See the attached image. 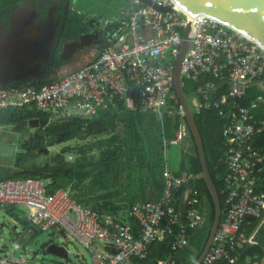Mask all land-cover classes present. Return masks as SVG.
Returning a JSON list of instances; mask_svg holds the SVG:
<instances>
[{
	"label": "built area",
	"instance_id": "built-area-1",
	"mask_svg": "<svg viewBox=\"0 0 264 264\" xmlns=\"http://www.w3.org/2000/svg\"><path fill=\"white\" fill-rule=\"evenodd\" d=\"M152 1L133 0L130 9L121 10L127 30L102 45L94 60L40 82L0 84V110L30 107L50 116L96 117L124 108L157 114L161 123L166 115H180L174 141L187 151L190 128L175 89V62L184 27L192 22L193 42L184 58L183 75L198 78L213 72L221 77L227 69L230 83L229 94L196 105L216 107L227 118L221 221L201 264L235 261L234 253L247 240L241 224L253 216L264 219V144L253 142L264 130V118L254 113L264 104V94L251 106L239 100L249 85L264 82V46L213 16L192 17L175 0ZM214 86V81H208L202 87L206 97ZM163 177L158 200H139L115 210L88 207L70 188L51 190L50 179L43 176L7 178L0 180V206L14 207L19 221L42 230L56 228L76 238L92 252L93 264H132L134 257L148 256L152 242L167 238L172 251L157 264H172L178 250L190 243V230L201 223V193L190 187L181 201L175 195L176 189L199 177L194 171L166 166ZM21 248L15 242L11 251L0 254V264H34L27 255L16 253Z\"/></svg>",
	"mask_w": 264,
	"mask_h": 264
},
{
	"label": "trees",
	"instance_id": "trees-1",
	"mask_svg": "<svg viewBox=\"0 0 264 264\" xmlns=\"http://www.w3.org/2000/svg\"><path fill=\"white\" fill-rule=\"evenodd\" d=\"M23 0H0V19L8 21L11 6L16 5ZM50 0H48L49 2ZM66 1V0H65ZM85 13L74 14L70 8L69 14L66 17V28L75 27L77 30H81L86 27ZM120 27H127V18L122 16L119 21ZM121 32V31H120ZM123 32V31H122ZM208 81H214L215 86L208 90V97L205 96L203 88H206ZM184 89L190 97L197 96L203 103L208 101H214L221 98L223 94L230 93L229 74L225 69L221 77H215L213 72H205L198 78H193L187 75H183ZM259 83H252L248 86L246 94L239 98V100L247 106L252 105V101L259 95L264 93V90L258 85ZM194 106V105H193ZM195 108V106H194ZM19 109H15L8 117L7 121L10 123L18 122L27 118L34 119L36 117H48L49 112L33 108L20 115ZM254 113L258 118H264V105H259L254 108ZM142 113L130 112L127 109L117 110L111 114H100L99 116L87 118L85 120L81 118H65L57 119L44 128L43 133L37 136V141L34 139L26 140L23 144L24 148L29 150L41 147L47 139L49 144L59 143L62 137L73 138L79 131H84L87 135L100 134L105 130H114L112 136H104L100 140V144L103 149L99 152L96 162L79 161L73 163L71 167H65L59 164H47L42 170L31 168H13L0 164V180L7 178H20L27 176H43L50 179L49 188L54 190L58 187H69L73 185L77 187L80 182L85 180L89 176L90 172L88 166L94 163L97 168L92 176L95 184L99 189H105L109 185H113L116 180H119L120 175V160H123L124 154H127L128 166L131 165L132 160L137 161V164L144 168L145 159L150 161L148 167L154 165L158 169V161L156 160V151L153 150V146L149 142V135L152 125H142L141 118ZM79 117V116H77ZM195 117L198 122L202 137L204 139L205 151L207 156V162L212 174L213 180L220 193L222 199V205L224 204V192L225 181L224 176L227 171V164L223 158L226 150V137L224 134V126L227 118L220 114L219 109L216 107L202 106L195 108ZM182 117L179 115H166L164 118V124L161 126L162 134L167 138L173 139L176 135V130L179 127ZM185 119V116H184ZM123 126V133L120 131ZM191 145L187 151L184 152L182 158V169L194 171L200 174L202 170L201 159L198 154V148L195 143L194 137L190 131ZM121 144L118 145L117 142ZM254 143L264 144V130L258 132L255 135ZM125 147L124 150L122 147ZM153 154V156H151ZM138 155L139 160L138 161ZM25 157L24 152L18 153L16 165L19 167L22 165V160ZM143 157V158H141ZM155 158V160H154ZM150 175H153L151 168L149 169ZM156 172V171H155ZM158 175L162 176L159 173ZM76 181V182H74ZM195 187L200 190L201 193V213L206 211V219L199 224L196 228L190 230V243L178 250L174 255L172 264H192L203 251L211 226L215 217V203L211 192L205 182V180L199 176L191 184H184L175 191V195L183 199L187 188ZM118 190V188H116ZM114 190V191H116ZM104 191V190H103ZM109 193H113L110 190ZM100 194L99 196H101ZM127 204L116 203L112 200L106 199L100 204L101 208L118 209L127 207ZM8 210L17 215V210L14 207L8 208ZM29 227L30 223H25ZM241 230L246 234L247 240L243 245L238 248L234 253L235 261L228 259H222L215 264H246L248 255L253 256V262L260 260L264 254V219L263 217L253 216L250 221L247 219L241 224ZM170 238L163 241L156 240L150 245V252L146 258L134 257L132 264H157L159 259L167 257L172 249L170 245ZM259 256L256 258L255 255Z\"/></svg>",
	"mask_w": 264,
	"mask_h": 264
},
{
	"label": "rangeland",
	"instance_id": "rangeland-1",
	"mask_svg": "<svg viewBox=\"0 0 264 264\" xmlns=\"http://www.w3.org/2000/svg\"><path fill=\"white\" fill-rule=\"evenodd\" d=\"M54 1V0H50ZM133 0H73L72 4L80 11L86 14L95 12L97 17L101 19V27L106 25L108 20L122 16L121 10L130 9ZM112 22V21H110ZM109 22V23H110ZM112 38H110L111 40ZM109 40V41H110ZM30 107L19 109L20 115L30 111ZM14 110H6L0 112V120L4 119L8 113L11 114ZM116 111H106L104 113L111 114ZM153 115L151 113H143L142 116ZM79 116V117H77ZM157 120H159L158 116ZM67 117L48 116L36 117L34 119L27 118L18 122L4 124L0 123V164L13 168H31L42 170L47 164H59L65 167H71L73 163L79 161L96 162L99 152L103 149L100 140L104 136H112L114 130H105L100 134L87 135L84 131H79L73 138L62 137L59 143L49 144L45 139L44 144L36 149L29 150L24 148L23 144L26 140L35 138L43 133L45 127L57 119H65ZM71 118H87L85 115H73ZM158 122V121H157ZM153 124V125H152ZM152 128L149 135V142L157 151L156 160L162 166L168 165L172 170H179L182 167L183 147L175 141L164 142V135L161 127L152 121ZM123 133V126H120ZM121 144L120 141L117 142ZM124 150L126 148L122 147ZM24 152L25 157L22 160V165L17 166L16 160L18 153ZM138 155V161L139 160ZM153 156V154H151ZM124 159L120 160V169L123 170L127 165V154L123 155ZM143 158V157H141ZM145 168H149L150 161L145 159ZM97 166L92 163L88 166L90 172L85 180L80 182V185L74 187L69 186L73 195L79 202L89 207L100 206L106 199L116 203L123 200L122 193H109L118 188V180L115 184L107 186L105 189H99L93 179ZM76 182V181H74ZM104 190V191H103ZM121 191V188H120ZM102 194L101 196H99ZM121 203V202H120ZM206 211L201 215V223L206 219ZM200 223V224H201ZM19 242L22 246L17 250L18 255H27L30 261L34 264H93L92 252L76 238H68L63 232L56 228L42 230L35 224L29 227L24 222L19 221L17 217L9 210L0 206V254H4L6 250L11 251L15 242ZM51 242L67 247L70 252L69 256H63L56 252L49 251L48 246ZM3 249V250H2ZM37 253L35 254V251Z\"/></svg>",
	"mask_w": 264,
	"mask_h": 264
},
{
	"label": "crops",
	"instance_id": "crops-1",
	"mask_svg": "<svg viewBox=\"0 0 264 264\" xmlns=\"http://www.w3.org/2000/svg\"><path fill=\"white\" fill-rule=\"evenodd\" d=\"M56 1L58 0L49 2L48 0H23L11 6L8 21L0 19V84H15L28 81L40 82L52 76L62 75L78 68L85 62L94 60L100 53L102 45L109 42L110 38L114 40L127 30V27L119 28V21L123 14L107 21L106 25L101 27V23L97 22L98 17L95 12L86 13V27L81 30H77L75 27H68L65 30V24L62 25L64 14L62 15L61 12L56 10L51 13L48 12V4ZM13 12L15 13V20L14 23H11L10 17ZM73 13L79 14L84 13V11L82 12L74 7ZM88 16L90 19L87 21ZM258 85L264 90V82ZM199 101V98L195 96L191 102L197 108L196 105ZM15 109L23 108L4 109L0 110V112L4 113L6 110ZM151 114L153 115L142 116V125L147 126L154 121L157 124L159 122L163 126L164 122L161 123L159 116L154 113ZM9 115L10 113L0 120L1 126L10 124L7 121ZM156 116H158L159 120H157ZM165 139L168 140L166 136H164V142ZM174 139L175 137L170 139V141H174ZM153 150L156 151L154 148ZM184 152L185 150L183 149V154ZM130 164L128 166L127 163L126 168L120 171L117 182L118 190L113 191V193H122L124 196L123 200L118 203L121 202V204L130 206L131 203L139 200H158L163 194V171L168 165L162 166L157 163L158 169L151 165L150 168L153 171V175H150V168L147 169L144 166L141 169L135 160H132ZM179 170L186 169L181 167ZM161 171L162 176L158 175L159 173L161 174ZM188 190L189 188H187L185 194ZM91 208H100V206ZM131 224L136 227L134 221Z\"/></svg>",
	"mask_w": 264,
	"mask_h": 264
},
{
	"label": "water",
	"instance_id": "water-1",
	"mask_svg": "<svg viewBox=\"0 0 264 264\" xmlns=\"http://www.w3.org/2000/svg\"><path fill=\"white\" fill-rule=\"evenodd\" d=\"M153 2L152 0H146ZM178 5L188 14L197 16L199 14H208L213 16L230 26L237 28L248 36L254 38L264 46V0H175ZM155 5L163 9H170L171 6H161L158 3ZM90 17H87V21ZM15 13L13 12L10 21L14 23ZM97 22L100 24L101 19ZM193 42V30L190 24L184 27L183 41L180 52L175 62V89L183 105L186 121L189 125L190 131L194 137L198 148V154L202 163V170L199 174L201 176L213 197L215 203V217L211 226L209 237L205 247L199 257L192 264H201L206 253L210 249L215 232L221 221L222 215V199L220 193L213 180L210 172L207 156L205 151L204 139L202 137L198 122L195 117V108L190 100L189 95L184 89L183 84V62ZM49 251L56 252L60 255L69 256L68 249L55 242H51L48 246ZM37 250L35 251V254ZM259 255L256 254L257 258ZM253 262V256L248 255L246 264H264V254L260 260Z\"/></svg>",
	"mask_w": 264,
	"mask_h": 264
},
{
	"label": "flooded vegetation",
	"instance_id": "flooded-vegetation-1",
	"mask_svg": "<svg viewBox=\"0 0 264 264\" xmlns=\"http://www.w3.org/2000/svg\"><path fill=\"white\" fill-rule=\"evenodd\" d=\"M73 0H58L56 2H50L48 4V12H53V11H59L62 13V15L64 14V17L62 19V25L66 24V17L67 14H69L70 12V8L72 9V11H74V6L72 4Z\"/></svg>",
	"mask_w": 264,
	"mask_h": 264
},
{
	"label": "bare ground",
	"instance_id": "bare-ground-1",
	"mask_svg": "<svg viewBox=\"0 0 264 264\" xmlns=\"http://www.w3.org/2000/svg\"><path fill=\"white\" fill-rule=\"evenodd\" d=\"M193 17V16H192ZM190 25H192V22L190 23Z\"/></svg>",
	"mask_w": 264,
	"mask_h": 264
}]
</instances>
